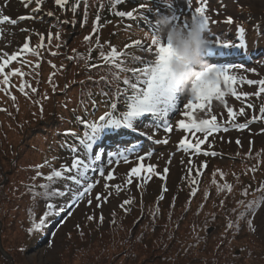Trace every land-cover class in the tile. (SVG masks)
<instances>
[{
	"label": "rangeland",
	"instance_id": "obj_1",
	"mask_svg": "<svg viewBox=\"0 0 264 264\" xmlns=\"http://www.w3.org/2000/svg\"><path fill=\"white\" fill-rule=\"evenodd\" d=\"M172 1L121 0L119 4L111 6L112 3L108 4L107 0H66L64 5H57L55 0H40L45 6L36 9L32 6L37 0H0V18L8 16L18 21L15 25L10 22L0 24V63L22 49L24 40L35 45L38 31H43L39 41L44 44L39 45L38 51L31 57L36 61L29 60L26 68L21 67L23 75L7 74L9 80L17 81L18 85L29 86L28 81H33L34 88L40 91L36 95V103L22 97L17 100L18 104L11 103L12 99L0 87V141L1 137L5 140V143H0L1 178L6 177L0 196L3 202L0 209V264H219L214 257L229 255L226 249L230 253L236 252L237 255H230L234 264H264V203L255 215V230L249 228L240 231L245 205L258 202L256 199H264V173L250 170L246 163L250 158L249 151L243 162L238 159L240 149L264 147V119L260 118L259 112V108L264 106V93L257 95L259 84L246 83L247 80H264V0H218L217 3L216 0H206L205 15L210 18L208 39L232 42L236 37L234 33L243 27V38L248 39L243 41L246 44L244 49L258 45L238 56L247 60H237L231 52H221L216 56L218 60H223H215V63L243 65L232 70L243 82L236 85L239 99L229 93L223 101L213 99L210 109L206 107L192 112L197 120L211 119L215 115L220 125V130L201 146L200 153L179 147L185 137L195 143L205 135L188 132L178 126L179 120L187 122L191 118L183 115L185 111H190L183 107L191 99L190 93L185 92L181 99L177 97L176 108L169 113L168 122L172 124L173 132H166L165 121L149 114L148 119L137 124L139 135H130L132 141L139 140V145L133 147L125 143L130 140L121 139L114 140L113 147L106 145V151L94 152L93 156L85 151L82 155L85 162H92V167L86 173L88 182L99 181L89 194L92 205L87 203V198L73 203L70 196L62 197L57 205L64 211H59L58 215L48 220L43 233L35 236L36 232L28 231L31 223L39 222L47 204L44 200L36 203L35 199L29 198L32 193L29 187L40 188L54 170L70 166L72 158L81 154L80 151L73 153L65 145L56 147L54 139H46L48 134L45 131L57 123L56 117L50 119L51 111L69 119L63 125L68 131H75V125L71 122L83 126L78 117L88 116L91 121L96 118L97 111L91 116L92 109H88L87 113L82 107L94 93L88 88L89 85L99 89L101 83L106 85L103 80L123 85L124 79L129 77L123 63L120 69L115 64L108 66L113 71L100 65L104 68L96 70L92 77L96 80L89 79L86 71L91 68H85L89 52L92 56L96 55V61H105L104 58L115 47L117 52L122 51L120 58L116 59L117 63L125 61L131 64V69L132 64H146L150 57L133 42L139 39L151 43L146 40H152L151 29L158 26V20L163 17L175 18V13H178L179 19H172V22L183 24L191 10L195 12V8L205 3V0H198L196 4L189 5L188 0H182L180 9L176 11L168 5ZM141 4L146 7L141 9ZM133 9L136 10L135 18L117 15L118 12ZM144 16L151 21L150 24L145 22ZM20 17L27 19L21 20ZM228 17H232L231 23H227ZM93 33V37L98 36L96 44H92ZM239 40H242L241 33ZM134 57L145 62L134 61ZM5 71H8V65ZM1 74L0 82L5 90L7 87ZM104 77L106 79H102ZM243 93L249 95L245 97ZM55 101L60 103L56 104ZM228 108L233 109L234 117L229 115ZM242 108L243 113L240 112ZM76 110L80 113L77 114ZM42 111H45L44 117ZM253 116L257 119L253 120ZM245 123L247 128L236 127ZM225 127L227 131H224ZM165 137L169 141L167 144L156 143L157 139L163 140ZM237 139L240 140L239 145ZM67 151L72 155H68ZM113 151H126L128 160L109 157L108 153ZM213 151L217 155L204 154ZM149 152L151 156L146 155ZM96 155L101 157L100 160L94 159ZM139 156H144V160H139ZM109 159L113 161L111 164L108 163ZM205 162L206 168L203 167ZM140 163L153 165L154 172L162 175V170L167 167L166 179L155 174L150 180L129 177L131 169ZM37 165L43 167L37 168ZM100 166L105 169L104 177L95 170ZM38 171L41 176H37ZM108 172L113 173L112 180L106 179ZM226 173V178L222 180ZM234 177H240L241 183L232 185ZM130 178L131 184L127 183ZM221 181L229 183L232 190L223 192L219 199L212 187ZM52 183L58 184L59 189L71 187L73 191L78 188L82 190L83 187L68 181L66 177L54 178ZM19 186L23 189L21 194L13 189ZM180 186L183 188L178 191L177 187ZM183 191H187L185 194L189 196L195 191L193 198L204 203L205 207L199 224L194 228L189 222L192 221L191 215L186 216L179 231V235L185 238L172 245L177 227H172L173 222L163 217V210L160 211L155 200L167 207L172 195L182 194L177 200L179 204L185 198ZM98 193L104 197L99 205L95 199ZM161 196L164 198L159 199ZM125 200L130 203L121 207ZM199 206L200 203H196L192 212ZM1 218L6 221L5 225ZM230 221L234 222V228L228 227ZM209 226L214 228L205 232ZM229 229L233 232L231 237H228ZM187 244L191 248L181 252ZM249 252L252 254L249 255Z\"/></svg>",
	"mask_w": 264,
	"mask_h": 264
},
{
	"label": "snow or ice",
	"instance_id": "obj_2",
	"mask_svg": "<svg viewBox=\"0 0 264 264\" xmlns=\"http://www.w3.org/2000/svg\"><path fill=\"white\" fill-rule=\"evenodd\" d=\"M39 3V0H37ZM57 5H64L66 0H55ZM121 0H115L116 4H119ZM164 2H168V0H164ZM170 4V3H169ZM146 6L144 4L140 5L141 9H144ZM207 10V2L205 0V3L202 4L200 7L195 8V12L191 17V21H199L201 26L205 29L209 26V16L205 15V12ZM136 10L133 9L132 11H121L118 12L117 15L121 17H128V18H135L134 12ZM143 15V13H141ZM175 19L174 17H167ZM21 20L27 19V17H20ZM144 20L147 23H151L150 20L146 16H144ZM4 22H10L11 24L15 25L18 21L15 19H11L8 16H3L0 18V24ZM97 22H99V17H97ZM232 22V17L227 18V23ZM185 26L189 24L187 20L183 23ZM157 27L152 28L153 31V38L151 40V43H145L142 40H136L133 42V45L142 49L148 57H150L146 62L141 60L139 57H134V61H140L145 62L146 66L142 69L139 68H133V69H127V71L131 72L134 76L139 73L142 75V79L137 78L135 83H130V80L125 78L124 84L129 85L132 94L130 96L127 95L128 88H125V96L123 97L125 105H126V111L120 112V114L117 116L115 115L116 110H118L119 106V99L115 100L114 102L110 103V108L112 109L111 112L106 111L104 114H102L98 121H89L84 118L78 117L79 123L86 127L88 131L85 132V139L79 140V143L85 146L86 150L93 149V145L96 143L97 138L101 136L102 133L105 132V130L108 129H119V128H127L133 131H138V121L139 118L145 117L146 114H151L152 116L162 119L165 121L164 123V129L166 132L171 133L173 132V126L171 123L168 122L169 113L172 112L176 108V101L177 97L179 96L181 99V94L184 92H189L191 95V99L187 101L183 105L184 109L190 110L185 111L183 115L185 117H191L187 122L184 119L179 120L178 126L180 129H184L188 132L195 131L196 133H204V138L197 140L195 143L191 142L187 137L185 139L180 141L179 147L185 150H192L196 153H200L202 151L201 146L204 145L210 136H212L213 133L218 132L220 130V125L217 123V117L215 115L211 116V119H202L197 120L194 116H192V112L196 109H205L206 107L210 109V104L213 99L221 100L223 101L225 96L229 93L232 96H236L237 99L240 98L239 94L236 91V85L243 82L242 80L238 79L235 74L232 73V70L236 67H243V65H233V64H221V63H215V62H209L212 60L213 57L219 56L221 52H224L225 54H230V52L233 50V48H239V47H246V44L243 42V33L245 29L243 27L239 28V32L241 33L242 42L241 43H233L231 41L227 40H221V39H209V45H213L215 50L212 51L210 54L205 53V58L207 60V65L204 67L203 71L199 76H197L190 84L189 87H186L185 89L181 90L177 87V85L173 82V78L170 74L169 70V61L173 55L172 53V45L170 38L167 43H165L164 38L159 33V20L157 21ZM87 39V38H86ZM131 46V45H130ZM128 47V46H126ZM23 49L25 51H30L29 43H25L23 45ZM103 56L104 53H101ZM122 55V53H118L116 48L113 47L111 50L110 56H106V60H112V62L115 64V66L120 69L121 64L125 63V61H121L120 63H116V57ZM17 59V54H13L10 59H5L2 63H0V73L5 72V67L10 63V61H14ZM252 71H255V69H251ZM20 74L23 75V73L20 72L19 69L12 70V75ZM106 79V77L102 78ZM8 75L5 73L4 76V83H8ZM247 84L256 85L259 84L260 89L257 95L264 93V80L256 81V80H247ZM142 85V86H141ZM223 85V87H222ZM21 91H24L23 88H21ZM32 91H36V89H32ZM107 95V94H105ZM245 97H247L248 93H243ZM117 97H119V88L117 89ZM13 99H15L13 97ZM248 107H253V105H248ZM2 110V109H0ZM230 116L234 117V111L232 108L227 109ZM244 109H240V112L243 113ZM259 112L261 114V119H264V106L259 108ZM257 119V117L253 116V120ZM236 127L244 129L247 128L248 125L245 124H238ZM228 129L225 127L224 131H227ZM147 135V133H142ZM65 135H72L77 136L75 132L68 131L65 133ZM169 141L165 137L163 140L157 139V144H167ZM236 143L239 145L240 140L237 139ZM73 152H76V148L71 149ZM205 155H217L216 152H205ZM146 155L151 156L152 153H147ZM109 157L123 159L125 161L128 160V155L126 154V151H113L108 153ZM100 156L96 155L95 160H100ZM144 156H139L138 159L143 161ZM113 161L112 159L108 160V163L111 164ZM47 163V161H45ZM37 168L43 167V165H37ZM92 167V162H85L84 159H82L79 155L75 156L72 160V163L70 166L64 167L61 170H54L50 175L46 177L47 181L49 183L42 184L40 188L42 191L36 192L34 191V186L29 187V191L32 192L33 197L39 196L42 199L51 200L54 197H65L70 196V199L73 201V203L84 200L87 198V203L89 205H92L93 200L89 196V194L93 191V189L97 186L99 181L94 182H88V179L86 177V173L88 169ZM203 167H207V162L203 164ZM99 172V175L101 177L105 176V169L103 166H100L98 169H95ZM169 169L165 167L162 170V173L154 172V166L151 164H148L145 166L144 163H140L137 167H133L128 173L129 177H140L144 180H150L153 176L159 175L161 176V179H166V174L168 173ZM37 176H41V173L38 171ZM68 181H74L76 185H83L82 190L76 189L73 191L71 187H67L65 189H55L52 186V181L54 178H65ZM107 180L113 179V173L108 172ZM127 183L131 184L132 179L130 178ZM105 187H108L107 184L104 185ZM117 189H119V185L116 186ZM227 190L230 192L232 190L230 185L225 186ZM164 191H167V188H164ZM195 195V191L192 193ZM245 195H247V190H245ZM102 194H97L95 199L97 201V204H100V201L103 199ZM164 197L161 196L159 199H163ZM264 203V199L261 201ZM129 200H125L121 207H124V205L129 204ZM243 203V202H241ZM59 206L55 203H47L46 204V211L42 214L41 218L39 219V222H33L32 227L28 229L30 233L35 231H42L44 227L46 226L49 218L51 215L55 214L56 209ZM255 207V201H252L245 205L246 209H252ZM60 211H64L62 207L59 208ZM70 214V213H69ZM94 217H89V219H93ZM101 222L103 221V215L101 214L100 217ZM232 221L229 222L228 227H233ZM249 226H252V221H248ZM253 230L254 227H253Z\"/></svg>",
	"mask_w": 264,
	"mask_h": 264
},
{
	"label": "trees",
	"instance_id": "obj_3",
	"mask_svg": "<svg viewBox=\"0 0 264 264\" xmlns=\"http://www.w3.org/2000/svg\"><path fill=\"white\" fill-rule=\"evenodd\" d=\"M109 3H112L111 6H114L116 3H115V0H109ZM181 5V1L180 0H174L173 2V5L174 6H178V5ZM115 8V7H114ZM103 15V14H102ZM94 33L91 35V40H92V44H96L98 43V36L97 38L93 37ZM89 38V36L87 37ZM105 61H96V55L95 56H92V53L89 52V56H87L86 60H85V63H86V67L85 68H91L90 70H87L86 71V74H87V77L91 80H96V79H92V77L95 75V72L97 69L99 68H104L103 66H100V65H104L105 67H108L110 65H113L114 63L112 62V60H106L104 58ZM68 61V60H67ZM84 68V69H85ZM109 68V67H108ZM111 69V68H109ZM113 71V70H112ZM79 71H77L76 73L78 74ZM61 75H64V74H61ZM90 81V80H89ZM29 82V86L26 85L29 89H28V93H27V96L25 97L24 95H22L21 93H19L18 91L12 89H3V87H1V90H4L5 94L11 98L12 100H10V102L12 103H15V104H18L17 103V100L20 99V97H22L23 99L25 100H31L32 102H37L38 99H36V95L37 93L40 91L36 90V91H32V89H35L34 88V82L33 81H28ZM135 83V82H134ZM5 87H10V86H6ZM106 87V88H105ZM113 86L111 85H106V86H103L100 90L97 89V88H93L92 85H89L88 88H91V90L94 91V103L96 104H100V105H104L105 108L109 105L110 106V103L112 102L113 98H114V91H113ZM116 87H118V85H116ZM115 87V88H116ZM124 87V86H123ZM129 87V86H128ZM127 86L124 87V90L125 88H128ZM107 94V95H105ZM132 94V90L131 88L128 89V92H127V95L130 96ZM125 96V92L123 94ZM13 97L15 99H13ZM56 104L57 103H60V101H55ZM93 103L92 99H89L88 103L86 104L87 105H91ZM38 109H39V106H38ZM108 109L106 108V111ZM52 113L49 115L50 119H53L54 117H56V124L52 127H50L49 130L45 131L48 135L46 137V139H54L55 142H56V147L57 146H60L62 147L63 145L66 146V148H69L70 147V143H71V140L74 136L72 135H65L66 132H68V130H66V128L63 127L64 123L66 121H68L69 119H65L61 114H59V112H54V111H51ZM78 112V110H76V113ZM42 116L44 117L45 116V111H42ZM71 123H74V122H71ZM77 125H75L76 127ZM110 130V129H108ZM108 130H105V132H107ZM104 132V133H105ZM103 134V133H102ZM8 140H10L9 136H8ZM11 142V140L9 141ZM1 144L5 143V140L3 137H1V141H0ZM249 151V152H248ZM249 153V157L248 158V161L246 162L247 165L250 167V170L253 172V173H256L258 171H260L261 173H264V147L262 146H257V147H249L247 149H240V152H239V157L238 159L240 160V162H243L244 158H246V153ZM228 173V172H227ZM227 173L225 174L224 178H226V175ZM3 175V168L1 167V157H0V196H1V192H2V189H3V186L5 185V180H6V177L5 178H1V176ZM240 177H234L233 178V181L231 182L232 185L236 184H240ZM264 182V181H263ZM47 181L43 184H46ZM52 183V182H51ZM227 185H230L229 183L225 182V181H221L220 183L218 184H215L213 187H212V191L215 192L218 196H219V199L222 197V194L223 192H225L227 190V188L225 186ZM52 186L55 188V189H59L58 187V184H54L52 183ZM178 188V191H180L183 187H177ZM13 189L15 190L16 193L18 194H21L23 189H22V186H19V187H13ZM34 191L36 192H40L42 191L41 188H34L33 189ZM185 192L187 193V191H183V195L185 194ZM182 195V194H181ZM181 195H172L171 199H169L167 201V204L168 206L167 207H163L159 204V200H155V203H157L160 207V211L162 212L163 210V217L168 219V221H172L173 222V225L172 227L176 228V234H175V239L174 241L172 242V245H177V243H179V241L185 237H182L181 235H179V231L181 230V227H182V224L183 222L185 221L186 219V216L188 214L191 215L192 217V221L189 220L192 228L196 227L198 224H199V219L200 217L202 216V210L203 208L205 207V204L202 203V202H198L196 199L193 198V194H190L189 195H186L185 194V198L182 200L181 203H177V200H178V197L181 196ZM26 198V197H25ZM29 198L31 199H35L37 202L36 203H39L40 201L44 200L46 203H55L56 205L59 203V201H57V199L59 197H54L52 198L51 200H45V199H42L40 198L39 196L37 197H33L32 193L29 194ZM158 199V198H157ZM27 200V199H26ZM258 202L255 201V207L252 208V209H246L244 208V210L242 211V226H241V229L240 231H243L244 229L246 230H249V228H253V227H250L249 226V223L248 221L251 220L252 221V226L254 225V222H255V215L256 213L258 212V210L260 209L261 207V204H262V200L261 199H256ZM3 202H1V199H0V209H1V204ZM196 203H200V206L196 208L195 211L192 212V209L194 207V205ZM22 206V205H21ZM1 211V210H0ZM46 210L44 209V212ZM60 211L59 210V207L56 209L55 211V214ZM159 211V209H158ZM53 215H51L52 217ZM50 217V218H51ZM4 218H6V216H4ZM4 218H1V221H3V225L6 224V221L4 220ZM49 218V219H50ZM218 218V217H217ZM38 223V222H36ZM32 224L31 223V227H32ZM247 226V227H246ZM210 227V226H209ZM213 227H210L209 229H206L205 232H209ZM234 228V227H233ZM35 236L37 235H41L43 233V230L42 231H35ZM33 233V232H32ZM229 233L230 235L228 237H231L233 232L231 229H229ZM188 234H190V231L188 232ZM208 244V242H207ZM190 245L192 246H195L196 244L194 243H190ZM207 247V245L205 246V248ZM188 248H191L188 244L186 245V248L184 250H180L181 252L185 251L186 249ZM237 250V249H236ZM227 253H229V255L227 254L226 256H224V254H221L220 256H217V257H214V259L216 260H219V264H234V260L233 258L230 256V255H237L236 252H232L230 253L228 249H226ZM252 254L251 252H249V255ZM219 255V254H217ZM0 256H1V253H0ZM261 256V254H260ZM150 258V257H148ZM150 262H152V260H150ZM215 264V263H214Z\"/></svg>",
	"mask_w": 264,
	"mask_h": 264
},
{
	"label": "clouds",
	"instance_id": "obj_4",
	"mask_svg": "<svg viewBox=\"0 0 264 264\" xmlns=\"http://www.w3.org/2000/svg\"><path fill=\"white\" fill-rule=\"evenodd\" d=\"M158 35L169 38L172 45V57L169 70L173 82L181 90L189 87L191 82L201 74L207 65L205 53L209 45L206 29L199 21H190L187 26L173 23L171 18L163 17L159 20Z\"/></svg>",
	"mask_w": 264,
	"mask_h": 264
}]
</instances>
